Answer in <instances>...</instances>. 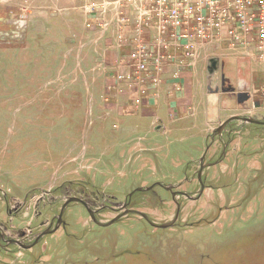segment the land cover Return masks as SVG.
I'll return each mask as SVG.
<instances>
[{
  "label": "rangeland",
  "instance_id": "rangeland-1",
  "mask_svg": "<svg viewBox=\"0 0 264 264\" xmlns=\"http://www.w3.org/2000/svg\"><path fill=\"white\" fill-rule=\"evenodd\" d=\"M124 8L0 0V227L9 239L27 233L31 245L69 197L101 224L130 200L157 225L177 215L170 191L191 199L176 197L181 210L166 229L138 213L101 227L73 203L64 226L33 248L3 242L0 264H264V125L235 121L221 141L214 135L233 114L264 122V73L254 66L248 110L208 94L213 63L217 77L231 76L230 64L218 71L226 54L217 47H181L157 86L124 80L144 57L152 66L159 38L136 8L122 20ZM213 162L196 199V175Z\"/></svg>",
  "mask_w": 264,
  "mask_h": 264
},
{
  "label": "built area",
  "instance_id": "built-area-1",
  "mask_svg": "<svg viewBox=\"0 0 264 264\" xmlns=\"http://www.w3.org/2000/svg\"><path fill=\"white\" fill-rule=\"evenodd\" d=\"M89 9L107 5L124 8L123 18L132 19V10L142 11L139 20L152 21L158 29V44L152 66L148 58L129 66L122 79L162 83L157 77L174 66L176 51L183 47L195 54L197 46L226 45L239 52H252L264 63V0H82ZM141 7V8H138ZM138 14H140L138 12ZM173 62V65H172ZM150 67L154 68L149 77ZM148 76V77H146ZM147 89H143V93ZM264 97V89H262ZM147 97V96H146Z\"/></svg>",
  "mask_w": 264,
  "mask_h": 264
},
{
  "label": "crops",
  "instance_id": "crops-1",
  "mask_svg": "<svg viewBox=\"0 0 264 264\" xmlns=\"http://www.w3.org/2000/svg\"><path fill=\"white\" fill-rule=\"evenodd\" d=\"M214 46H208L207 48H212ZM206 49V48H205ZM217 49L220 51V53H224L226 55L223 56V58L220 59L219 66H218V71L221 70H226V66L229 64L231 65V76H225L221 75L220 77L216 76L214 74V79H212V82L216 86V90L218 92L211 91L206 85V89H208V94L211 95L212 97H219L221 98L222 102V107L226 110H248V103L253 99L254 95L252 94L253 88H254V80L252 78V73L254 66H256L257 70L262 71L264 73V63L261 62V60L252 52H250V55H245L243 52L235 51L233 49H230L226 45L222 44L217 47ZM229 60H234V61H229ZM172 68H169L168 71H170ZM167 70V69H166ZM244 70H247V75L237 79L234 73H237V77L243 73ZM209 81V80H208ZM261 81L263 83L264 87V78H261ZM195 81L192 82V85L194 86ZM260 83L257 82V86H259ZM196 85V84H195ZM224 89H229V92H225ZM263 89V88H261ZM261 89L257 92V94L262 98L263 96L260 93ZM215 90V91H216ZM213 92V93H212ZM238 93H243L246 96V100L243 102L245 103H239L237 95ZM252 97V98H251ZM239 104H245L243 106H240ZM239 114H233L230 116L231 117H236Z\"/></svg>",
  "mask_w": 264,
  "mask_h": 264
},
{
  "label": "flooded vegetation",
  "instance_id": "flooded-vegetation-1",
  "mask_svg": "<svg viewBox=\"0 0 264 264\" xmlns=\"http://www.w3.org/2000/svg\"><path fill=\"white\" fill-rule=\"evenodd\" d=\"M215 135V134H214ZM215 137H218V139L221 141V139L219 138L220 136H218V135H215ZM227 147V146H226ZM226 147H224V149H226ZM208 150H209V148H208ZM223 154H224V152H223ZM218 163H220V162H218ZM213 164H217V163H215V162H213V163H210V164H208V165H212L213 166ZM204 165V164H203ZM205 166V165H204ZM211 167V166H210ZM206 168H208V167H206ZM205 168V169H206ZM203 174V173H202ZM199 172L197 173V175H196V177H197V180H198V182L200 183V179H199ZM201 180H202V177H201ZM202 182H203V180H202ZM200 185H201V183H200ZM205 186V185H204ZM205 190V189H204ZM146 191V190H145ZM204 192V191H203ZM170 193H172V197H173V195H175V197H173V200L175 201V203H176V205H177V213H179L180 212V210H181V206H180V203H178V202H176V197L177 196H184L185 197V195H184V193H181V192H174V191H170ZM187 195V194H186ZM73 198H77V197H69V199L67 200V201H65V203L63 204V206H62V208H61V210H60V214H59V216H58V218H56V219H54V221H56V226H55V228L54 229H48V228H50V227H52V223L49 225V227L43 232V233H41V235H38L34 240V242L31 244V245H26L27 244V239L28 238H30V235H28L27 233H24L23 231H20V230H14V232H12V234L13 235H15L17 238H15V239H13L14 237H12L11 239H9V238H7V231L5 230V229H2L1 227H0V245L1 244H3V242H7L6 243V245L9 247V246H16V247H19V248H22V249H24V250H28V249H30L29 247H31V248H33L35 245H37L38 243H39V241L43 238V237H45V236H47V235H49V234H54V233H56V232H58L59 231V229H60V227H62V226H64V222H63V216H64V213H65V211H66V209L71 205V204H73V203H80V204H82L81 202H72V203H70V204H68L66 207H65V205H66V203L67 202H69V200L70 199H73ZM77 199H80V198H77ZM80 200H82V199H80ZM83 202H85L84 200H82ZM129 203H130V200H128V202H127V204H125L123 207H122V209L124 210L123 211V213H121V214H119L116 218H118V217H120L114 224H116L117 222H119V220H121L125 215H124V213H126L127 211H133V212H131L132 214L133 213H138V214H142V213H139V212H136V211H134V210H131V209H129ZM85 204L86 205H84L85 206V208H87V210H88V213H89V211H91L92 212V214H93V216H94V218L97 220V218H96V215L98 214V213H96L95 211H92L90 208H88V206H87V203L85 202ZM64 207H65V209H64ZM63 209H64V212H63V214H62V211H63ZM89 215H90V213H89ZM90 217H91V215H90ZM115 218V219H116ZM91 219H92V217H91ZM149 219V218H148ZM92 221H93V219H92ZM98 221V220H97ZM149 225H151V226H153V224H155V223H152L151 221H150V219H149V221L148 220H145ZM94 222V221H93ZM99 222V221H98ZM95 223V222H94ZM100 223V222H99ZM113 224V225H114ZM102 227V226H101ZM154 227V226H153ZM156 228V227H155ZM36 241H38L36 244H35V242ZM34 245V246H33Z\"/></svg>",
  "mask_w": 264,
  "mask_h": 264
},
{
  "label": "water",
  "instance_id": "water-1",
  "mask_svg": "<svg viewBox=\"0 0 264 264\" xmlns=\"http://www.w3.org/2000/svg\"><path fill=\"white\" fill-rule=\"evenodd\" d=\"M212 65H213L212 68H209V74H210V75H214V73H215V66H216V64L213 63ZM224 90H225V92H229V91H230L229 89H224ZM214 92H218V90H216V91H214ZM237 98H238L239 101H244V100H246V99H245L246 96H245L243 93H238ZM243 98H244V99H243ZM235 121H241V122H245V123H249V124H253V125H264V122H263V121H257V120H255V119H251V118H238V117H232L231 119L227 120V121L224 122L222 125H220V127L215 131L214 134H215V135H218V136H221L222 133L226 130V128H227L232 122H235ZM208 148H209V147H207V151H208ZM206 154H207V153H205V154L203 155V157L201 158V162H202V163H203V161H204L205 158H206ZM213 165H215V164H213ZM210 166H212V165H206V166H204L203 164L201 165V168H200V170H199V175H198V176H199V179H200V183H201V191H200V194L198 195V197H197L196 199H198V198L201 197V195L203 194V191H204V189H205V186H204V184H203V182H202V180H201L202 173H203V171H204V169H205L206 167H210ZM140 190H141V189L135 191L134 193H136V192H138V191H140ZM147 190H149V189H147ZM134 193H132V194H134ZM132 194H131L130 196H132ZM184 195H185V197L191 199V197H190L189 195H186V194H184ZM173 197H175V195H173ZM72 202H81L83 205H86L85 202H83L82 200L77 199V198H73V199H70L69 202L66 203L65 207H66L68 204L72 203ZM65 207H64V209H65ZM64 209H63V211H62V214H63V212H64ZM131 212H133V211H127L126 213H124V215H127V214H129V213H131ZM89 213H90V215H91L93 221H94L97 225L102 226V227H109V226L113 225V224H114V223L120 218V217H118V218L114 219L113 221H111V222H109V223H107V224H101V223H99V222L94 218V216H93V214H92L91 211H89ZM178 215H179V213H177L175 219H174V220L172 221V223H170V224H166V225H157V224H153V226L156 227V228H162V229H166V228L172 227V226L175 224V222L177 221V219H178ZM141 216H142L145 220H148V221H149L147 215H145V214L142 213ZM37 242H38V241H36L35 244H36ZM33 246H34V245H33ZM29 248H31V247H29Z\"/></svg>",
  "mask_w": 264,
  "mask_h": 264
}]
</instances>
